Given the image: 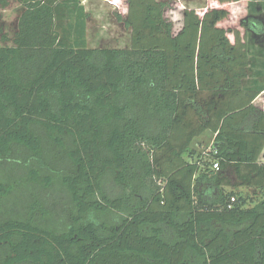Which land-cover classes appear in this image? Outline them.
<instances>
[{
	"label": "trees",
	"instance_id": "16d2710c",
	"mask_svg": "<svg viewBox=\"0 0 264 264\" xmlns=\"http://www.w3.org/2000/svg\"><path fill=\"white\" fill-rule=\"evenodd\" d=\"M240 1L186 8L175 32L170 1L126 0V49L65 45L57 4L26 3L0 46V169L39 190L5 209L19 186L0 173V264H264L262 72L220 25Z\"/></svg>",
	"mask_w": 264,
	"mask_h": 264
},
{
	"label": "rangeland",
	"instance_id": "374dc122",
	"mask_svg": "<svg viewBox=\"0 0 264 264\" xmlns=\"http://www.w3.org/2000/svg\"><path fill=\"white\" fill-rule=\"evenodd\" d=\"M29 0H10V5L6 10L0 9V46L11 45L12 38L17 31L18 18L21 13L25 10V5ZM57 4L60 10V19L58 17L57 24H59L60 35L62 42L65 45L78 46L84 45L89 48H113V49H126L131 46V32L126 28L119 15L126 16L127 4L126 0H53ZM70 1L72 2L71 4ZM159 1H170L171 6L166 11V17L173 22L175 32L180 31L183 26V12L186 8L196 9L198 11L207 10L209 0H159ZM70 2L69 4H67ZM253 6V13L260 14L262 7L256 6L258 4L249 2ZM217 7V5L215 6ZM227 10L230 11V18L220 24L222 27L228 30H237L239 33L241 30V18L246 15V8L234 9L230 5H226ZM243 9H245L243 11ZM235 10V13H234ZM5 34L9 38V42L5 44L2 40V36ZM233 34H230V38L233 41ZM261 61V60H260ZM261 67V66H260ZM263 100L259 99L257 102L258 106H262ZM214 136L210 133L205 134L199 138L194 144V150L196 154H204L208 152L212 145ZM195 159V158H194ZM260 162L264 163V151L260 158ZM17 163L9 162V166H4L0 169V173L5 176L11 174V182L17 187L14 192V199L7 203L4 208L17 207L22 208L24 203V197H28L30 191H38L39 188H22L19 184L21 177H23L22 169H17ZM233 183L236 180L232 179ZM227 191H231V188L227 187ZM238 192L244 195H250L253 197V190L248 188H240ZM264 196L263 192L257 194V198L252 199L258 201ZM47 199V206L53 207L55 213L60 215L65 210L66 194L61 191H51L50 196L44 195ZM252 206L253 203H249ZM4 209V210H5ZM56 216L54 217L55 220ZM58 218V217H57ZM56 218V219H57Z\"/></svg>",
	"mask_w": 264,
	"mask_h": 264
},
{
	"label": "flooded vegetation",
	"instance_id": "af4514ba",
	"mask_svg": "<svg viewBox=\"0 0 264 264\" xmlns=\"http://www.w3.org/2000/svg\"><path fill=\"white\" fill-rule=\"evenodd\" d=\"M233 3L230 4L233 8L235 6L232 5ZM249 5L246 7V15L244 18H241V30L242 32L240 33L241 36V42L245 43L246 46L250 45V41L252 45L251 50L244 49L248 52H251L252 57V62L250 64L253 65V71L252 75L255 74L256 72H262V75L259 77V85L262 87L264 86V10L260 11V14H254L253 11L249 12ZM227 9V8H224ZM229 11V9H228ZM230 12V11H229ZM235 13V10H234ZM228 30V29H227ZM233 30V29H231ZM228 30V31H231ZM237 31V30H234ZM232 33H228V37ZM233 36V42L235 41V35ZM231 40V38L229 37ZM255 53L256 55H253ZM261 60V61H260ZM261 66V67H260ZM253 82V78L250 75L248 79H246L244 85L246 87H249V85ZM259 99H262L264 103V88L261 89L260 91L257 92V95L253 101H258ZM258 109H260L262 112H264V104L261 106L255 105Z\"/></svg>",
	"mask_w": 264,
	"mask_h": 264
},
{
	"label": "crops",
	"instance_id": "0c3cea01",
	"mask_svg": "<svg viewBox=\"0 0 264 264\" xmlns=\"http://www.w3.org/2000/svg\"><path fill=\"white\" fill-rule=\"evenodd\" d=\"M249 2H252V3H256V4H258V5H256V6H260V7H262V9L264 10V0H241L240 2H236V3H233L232 5L233 6H235V8L234 9H236V8H246L247 6H248V3ZM245 9H243V11H244ZM257 102L258 101H255L253 104L254 105H257ZM262 156V155H261Z\"/></svg>",
	"mask_w": 264,
	"mask_h": 264
},
{
	"label": "built area",
	"instance_id": "2783aa9c",
	"mask_svg": "<svg viewBox=\"0 0 264 264\" xmlns=\"http://www.w3.org/2000/svg\"><path fill=\"white\" fill-rule=\"evenodd\" d=\"M213 169L218 171V170H219V164H218V163H215V164L213 165ZM232 201L234 202L235 199L233 198Z\"/></svg>",
	"mask_w": 264,
	"mask_h": 264
}]
</instances>
